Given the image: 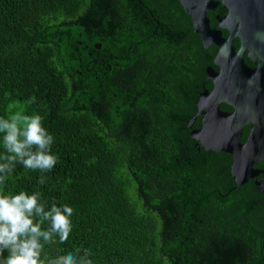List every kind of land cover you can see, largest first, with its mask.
Masks as SVG:
<instances>
[{
    "label": "trees",
    "instance_id": "1",
    "mask_svg": "<svg viewBox=\"0 0 264 264\" xmlns=\"http://www.w3.org/2000/svg\"><path fill=\"white\" fill-rule=\"evenodd\" d=\"M227 12L209 11L211 26ZM217 51L180 0H0V117L39 114L59 158L43 185L16 164L0 195L74 209L42 259L88 248L93 264H264V195L192 137L203 116L189 128Z\"/></svg>",
    "mask_w": 264,
    "mask_h": 264
},
{
    "label": "water",
    "instance_id": "2",
    "mask_svg": "<svg viewBox=\"0 0 264 264\" xmlns=\"http://www.w3.org/2000/svg\"><path fill=\"white\" fill-rule=\"evenodd\" d=\"M180 1L204 47L218 48L214 64L219 70L207 69L213 89L201 94L198 112L189 123L192 129L196 119L203 116V126L193 131L192 137L207 151L231 154L237 186L253 180L264 195V169H257L264 163V0ZM221 4L228 12L217 17L218 28H213L208 12ZM237 39L239 47L235 45ZM246 57L254 67L246 63ZM222 104L233 111L222 110ZM246 126L251 130L243 143ZM197 149L200 151L199 145Z\"/></svg>",
    "mask_w": 264,
    "mask_h": 264
},
{
    "label": "clouds",
    "instance_id": "3",
    "mask_svg": "<svg viewBox=\"0 0 264 264\" xmlns=\"http://www.w3.org/2000/svg\"><path fill=\"white\" fill-rule=\"evenodd\" d=\"M35 97L30 102H34ZM0 136L5 154L0 155V186L20 164L23 168L41 173L39 183H46L44 173L51 172L58 163L52 154L54 136L43 126L39 114L25 115L14 112L0 117ZM42 194L0 195V264H93L88 248H76L66 255L42 259L46 243L54 240L65 243L72 231L74 209L55 202L46 209ZM35 221V222H34ZM47 222V228H43ZM8 252L5 258L3 253Z\"/></svg>",
    "mask_w": 264,
    "mask_h": 264
},
{
    "label": "flooded vegetation",
    "instance_id": "4",
    "mask_svg": "<svg viewBox=\"0 0 264 264\" xmlns=\"http://www.w3.org/2000/svg\"><path fill=\"white\" fill-rule=\"evenodd\" d=\"M254 67V66H253ZM229 112V111H228ZM232 112V111H231Z\"/></svg>",
    "mask_w": 264,
    "mask_h": 264
}]
</instances>
